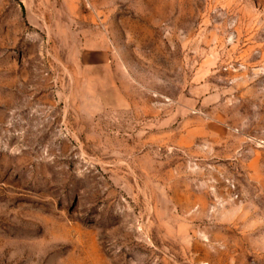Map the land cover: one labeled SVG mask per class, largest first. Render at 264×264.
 <instances>
[{
    "label": "rangeland",
    "instance_id": "obj_1",
    "mask_svg": "<svg viewBox=\"0 0 264 264\" xmlns=\"http://www.w3.org/2000/svg\"><path fill=\"white\" fill-rule=\"evenodd\" d=\"M0 264H264V0H0Z\"/></svg>",
    "mask_w": 264,
    "mask_h": 264
},
{
    "label": "crops",
    "instance_id": "obj_2",
    "mask_svg": "<svg viewBox=\"0 0 264 264\" xmlns=\"http://www.w3.org/2000/svg\"><path fill=\"white\" fill-rule=\"evenodd\" d=\"M105 45H106L105 40H103L102 38H98L96 40H93V42L90 41V44H88L87 47L85 46L84 47H85V50L92 52L98 61V59L103 60L104 56L107 54V50L109 51L108 47H106ZM97 63H101V61Z\"/></svg>",
    "mask_w": 264,
    "mask_h": 264
}]
</instances>
